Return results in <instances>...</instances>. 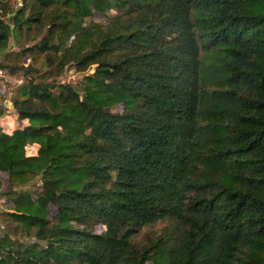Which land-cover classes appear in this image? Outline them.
<instances>
[{"label":"trees","instance_id":"trees-1","mask_svg":"<svg viewBox=\"0 0 264 264\" xmlns=\"http://www.w3.org/2000/svg\"><path fill=\"white\" fill-rule=\"evenodd\" d=\"M13 1L0 264H264V0Z\"/></svg>","mask_w":264,"mask_h":264},{"label":"rangeland","instance_id":"rangeland-1","mask_svg":"<svg viewBox=\"0 0 264 264\" xmlns=\"http://www.w3.org/2000/svg\"><path fill=\"white\" fill-rule=\"evenodd\" d=\"M14 60L16 62H13V64L15 63L18 65H24L25 67H27L30 64L28 59L19 60L17 58H14ZM38 66L41 67L40 64ZM7 75H8V77L6 79V94L1 96V98L3 100L2 101L3 104H5L6 101L11 100V98H12L14 92L16 91L17 87L23 82V74L22 73L17 74V75H10V74H7ZM81 78H82V75L77 74L73 69L67 68L65 74L63 75V77L60 78V80L62 82H65V83H77ZM24 124H26V123H24ZM17 125H19V123L17 121V118L14 116V112L9 113V114L6 112L5 116L0 117V127H2L3 130H6V132H8V133H11L16 127H18ZM35 151L36 150L34 148H29V150H28V152L30 154L34 153ZM34 185L36 188H34ZM36 185H37L36 181H34L32 185H30L28 188H25L24 190H28V191L35 190V189H37V186H38V185L37 186ZM6 186H7V184H6ZM5 189H7V188H5ZM7 206H10V201L7 198H5L4 196H2L0 193V212L6 211ZM2 222H3V220H2ZM2 226L4 227L3 223H2ZM27 242H29V241H27Z\"/></svg>","mask_w":264,"mask_h":264},{"label":"built area","instance_id":"built-area-1","mask_svg":"<svg viewBox=\"0 0 264 264\" xmlns=\"http://www.w3.org/2000/svg\"><path fill=\"white\" fill-rule=\"evenodd\" d=\"M13 5H14V8H18V7H21L23 5V2H22V0H15V1H13ZM2 12L3 11L0 8V15L2 14ZM7 77H8V75L3 70L0 69V97L3 96L4 94H6V79H7ZM10 102H11V100L6 101L4 104V106L7 110L6 112L8 114L13 113V109L9 105Z\"/></svg>","mask_w":264,"mask_h":264},{"label":"water","instance_id":"water-1","mask_svg":"<svg viewBox=\"0 0 264 264\" xmlns=\"http://www.w3.org/2000/svg\"><path fill=\"white\" fill-rule=\"evenodd\" d=\"M15 45H16L15 44V40H14V38H12V41H11V44H10V49H13L15 47ZM9 104H10V107L13 109V112H14L15 110L13 108L12 103L10 102Z\"/></svg>","mask_w":264,"mask_h":264}]
</instances>
